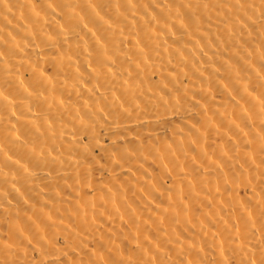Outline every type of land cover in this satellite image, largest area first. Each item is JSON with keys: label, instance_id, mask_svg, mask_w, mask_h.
<instances>
[{"label": "bare ground", "instance_id": "obj_1", "mask_svg": "<svg viewBox=\"0 0 264 264\" xmlns=\"http://www.w3.org/2000/svg\"><path fill=\"white\" fill-rule=\"evenodd\" d=\"M0 264H264V0H0Z\"/></svg>", "mask_w": 264, "mask_h": 264}]
</instances>
